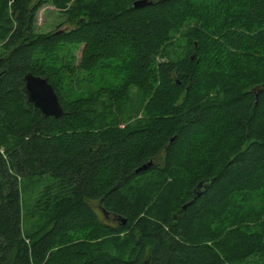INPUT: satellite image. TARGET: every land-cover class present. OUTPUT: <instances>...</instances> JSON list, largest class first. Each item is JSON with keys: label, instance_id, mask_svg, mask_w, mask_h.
<instances>
[{"label": "trees", "instance_id": "obj_1", "mask_svg": "<svg viewBox=\"0 0 264 264\" xmlns=\"http://www.w3.org/2000/svg\"><path fill=\"white\" fill-rule=\"evenodd\" d=\"M135 1L0 0V264H264V0Z\"/></svg>", "mask_w": 264, "mask_h": 264}, {"label": "water", "instance_id": "obj_2", "mask_svg": "<svg viewBox=\"0 0 264 264\" xmlns=\"http://www.w3.org/2000/svg\"><path fill=\"white\" fill-rule=\"evenodd\" d=\"M151 3L152 1L148 0H137L134 2V7L140 8ZM24 81V91L28 96V100L32 102L35 107L39 108L44 116H53L55 118H60L64 115V108L60 102L58 94L56 93L53 85L49 82L46 77L29 72L25 75ZM151 164L152 161L147 164H144L142 167L137 169V172L143 169H147ZM140 264L149 263L143 262Z\"/></svg>", "mask_w": 264, "mask_h": 264}, {"label": "rangeland", "instance_id": "obj_3", "mask_svg": "<svg viewBox=\"0 0 264 264\" xmlns=\"http://www.w3.org/2000/svg\"><path fill=\"white\" fill-rule=\"evenodd\" d=\"M37 1L38 0H33L32 4H35ZM66 18L67 15L64 14V10L57 8L54 4L51 3L44 4L37 12L35 30L38 33H47L57 29L70 30L74 27V24L67 22ZM179 43L183 44V41L175 40L173 44L169 47L170 55L178 56L184 54V49L179 46ZM82 48L83 46L80 45L77 48L70 49L69 54H71V58L73 59L75 65L79 63ZM2 51L3 50L0 45V54L2 53ZM161 58L162 57H159V60ZM93 206L100 215V217H102L104 220L108 221L111 224H116V221L112 217L105 218L101 208H99L98 202H94Z\"/></svg>", "mask_w": 264, "mask_h": 264}]
</instances>
